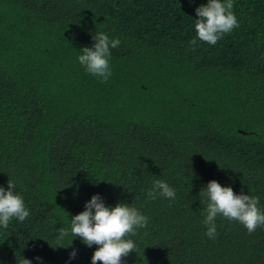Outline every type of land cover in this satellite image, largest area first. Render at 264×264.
<instances>
[{
	"label": "trees",
	"instance_id": "obj_1",
	"mask_svg": "<svg viewBox=\"0 0 264 264\" xmlns=\"http://www.w3.org/2000/svg\"><path fill=\"white\" fill-rule=\"evenodd\" d=\"M207 2L0 0V187L29 211L0 226V264H91L58 230L93 195L148 218L121 264H264V226L218 215L210 239L199 195L215 180L264 212V0H233L239 27L191 51ZM100 32L121 41L107 82L78 61ZM156 180L175 200L146 196Z\"/></svg>",
	"mask_w": 264,
	"mask_h": 264
},
{
	"label": "clouds",
	"instance_id": "obj_2",
	"mask_svg": "<svg viewBox=\"0 0 264 264\" xmlns=\"http://www.w3.org/2000/svg\"><path fill=\"white\" fill-rule=\"evenodd\" d=\"M233 7V0H208L206 5L195 9L198 19H195L196 38L189 41L191 51L198 47L197 39L215 45L225 34L239 27ZM93 40L92 47L80 50L82 54L78 61L86 72L101 82H107L112 75L110 49L118 47L121 41L109 39L103 32L97 33ZM15 187L10 180L7 190L0 187V226L5 229L13 218L23 222L29 216L23 197L14 193ZM158 195L172 200L176 197L173 188L163 180H156L146 192L149 199L154 200ZM199 195L207 200L204 223L207 226L205 235L210 239L217 235L215 219L218 215L240 223L249 234L264 226V212L258 207L259 198L256 196L236 194L231 187L221 186L215 180L209 181ZM147 223L148 218L137 208L124 203L106 207L98 195H93L86 202L84 211L71 217L70 230H58V242L71 235L68 244L71 246L73 238L79 237L88 247L96 245L91 264H121L122 258L134 252L136 247L134 241L127 237L136 235L137 229L146 227ZM69 256L75 258L76 251L73 250ZM23 264L31 262L23 259Z\"/></svg>",
	"mask_w": 264,
	"mask_h": 264
}]
</instances>
